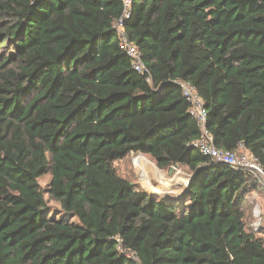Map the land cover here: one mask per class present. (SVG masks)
<instances>
[{"label": "trees", "instance_id": "1", "mask_svg": "<svg viewBox=\"0 0 264 264\" xmlns=\"http://www.w3.org/2000/svg\"><path fill=\"white\" fill-rule=\"evenodd\" d=\"M123 14L122 0H0V264H264L247 205L264 186L202 154L181 88L218 149L264 168V0H132ZM136 153L187 168L188 189L120 176Z\"/></svg>", "mask_w": 264, "mask_h": 264}, {"label": "built area", "instance_id": "2", "mask_svg": "<svg viewBox=\"0 0 264 264\" xmlns=\"http://www.w3.org/2000/svg\"><path fill=\"white\" fill-rule=\"evenodd\" d=\"M122 2L124 5L123 18H128L130 15L132 0H122ZM122 20L116 23V28L120 36L121 48L132 58L133 68L140 73H145L146 68L142 62L141 54L138 48L131 43L125 35ZM181 88L185 98L190 104L189 113L195 119L202 131L201 137L196 143V146L200 149L202 154L214 161L230 165L234 169L249 171L257 181L264 186V168L259 161L245 151L234 153L218 149L214 144L213 136L207 130V111L204 101L199 96L195 87L190 83H181Z\"/></svg>", "mask_w": 264, "mask_h": 264}, {"label": "rangeland", "instance_id": "3", "mask_svg": "<svg viewBox=\"0 0 264 264\" xmlns=\"http://www.w3.org/2000/svg\"><path fill=\"white\" fill-rule=\"evenodd\" d=\"M151 168L154 171L159 170L156 166V163L147 156H144L140 153L130 155L126 160L122 162L116 163V169L120 176L126 178L127 180L136 184L140 189L145 190L148 193H155L160 196H166L164 190H159L156 188L158 185H161L162 181L159 180L156 176H153L149 180V184L144 180V176ZM166 180L165 183L168 184V190H172L173 192H177V194L169 195L176 197L178 196V192L182 193L188 184V181L191 177L190 171L185 167H178L174 171L172 176H169L170 171H161ZM157 174H161L160 170L156 171ZM51 181V176L47 175L41 178L40 184L43 189L47 188L49 182ZM154 189V191L152 190ZM247 205L251 206L253 211V216L258 214V218L256 219L253 228L259 230L264 226V188L261 190H256L251 193L248 198ZM51 217H56L61 219L62 217L67 218L65 214L59 212V204L56 202L50 203ZM72 222H77L76 218L70 219Z\"/></svg>", "mask_w": 264, "mask_h": 264}, {"label": "crops", "instance_id": "4", "mask_svg": "<svg viewBox=\"0 0 264 264\" xmlns=\"http://www.w3.org/2000/svg\"><path fill=\"white\" fill-rule=\"evenodd\" d=\"M148 169H150V170L145 175H143L144 176V180L147 182V184H149V180H150L151 177L156 176L157 178H159L160 181H162V183H161V185H158V186L152 187V188H156V189H159V190H162V191L164 190V192L166 191V193L169 192L171 194H177V192H173L172 190H168L167 189L168 188V184L165 183L166 180H165V178L163 176V173L161 171H160L161 174H157L156 171H159V170L154 171L151 168H148ZM178 194H181V193L178 192ZM255 218L256 219L258 218V214H255Z\"/></svg>", "mask_w": 264, "mask_h": 264}, {"label": "water", "instance_id": "5", "mask_svg": "<svg viewBox=\"0 0 264 264\" xmlns=\"http://www.w3.org/2000/svg\"><path fill=\"white\" fill-rule=\"evenodd\" d=\"M176 168H177V167H174V168H172V169L170 170V172H169V175H170V176L173 175V173H174V171L176 170ZM191 180H192V177H190V179H189V181H188V185H187L188 187H189V184H190ZM188 187H186V189H188ZM186 189H185V190H186ZM167 193H168V192H167Z\"/></svg>", "mask_w": 264, "mask_h": 264}, {"label": "bare ground", "instance_id": "6", "mask_svg": "<svg viewBox=\"0 0 264 264\" xmlns=\"http://www.w3.org/2000/svg\"><path fill=\"white\" fill-rule=\"evenodd\" d=\"M151 190H152V189H151ZM152 191H154V189H153ZM165 194H168V193H165Z\"/></svg>", "mask_w": 264, "mask_h": 264}]
</instances>
